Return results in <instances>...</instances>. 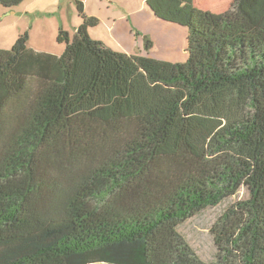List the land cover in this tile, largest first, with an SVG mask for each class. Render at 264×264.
<instances>
[{"label":"trees","instance_id":"1","mask_svg":"<svg viewBox=\"0 0 264 264\" xmlns=\"http://www.w3.org/2000/svg\"><path fill=\"white\" fill-rule=\"evenodd\" d=\"M76 9L60 55L25 32L0 61V264H264V0L184 12L174 63ZM241 191L202 260L180 228Z\"/></svg>","mask_w":264,"mask_h":264},{"label":"rangeland","instance_id":"2","mask_svg":"<svg viewBox=\"0 0 264 264\" xmlns=\"http://www.w3.org/2000/svg\"><path fill=\"white\" fill-rule=\"evenodd\" d=\"M76 2L83 5V16L98 21L95 27H87L92 39L118 53L174 63L186 60L184 12L197 8L219 14L229 8L231 0H24L11 8L0 6V48L10 50L26 32L29 47L50 54L57 50L53 55H60L63 46L55 41L59 29L72 34L83 22ZM146 41L152 44L146 46ZM245 197L241 191L180 228L202 260H210L214 253L208 234L212 222L228 205Z\"/></svg>","mask_w":264,"mask_h":264},{"label":"crops","instance_id":"3","mask_svg":"<svg viewBox=\"0 0 264 264\" xmlns=\"http://www.w3.org/2000/svg\"><path fill=\"white\" fill-rule=\"evenodd\" d=\"M32 49L35 50V51H40V50H37L35 48H32ZM56 53H57V50L54 53H52V54H56ZM8 55H9V50H3V49L0 48V61H4L8 57Z\"/></svg>","mask_w":264,"mask_h":264}]
</instances>
